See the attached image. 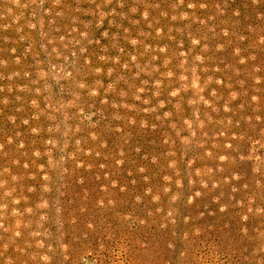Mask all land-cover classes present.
Listing matches in <instances>:
<instances>
[{"label":"rangeland","instance_id":"rangeland-1","mask_svg":"<svg viewBox=\"0 0 264 264\" xmlns=\"http://www.w3.org/2000/svg\"><path fill=\"white\" fill-rule=\"evenodd\" d=\"M0 264H264V0H0Z\"/></svg>","mask_w":264,"mask_h":264}]
</instances>
